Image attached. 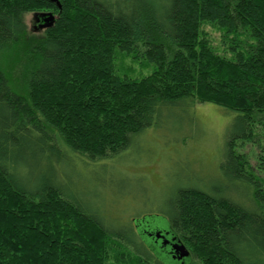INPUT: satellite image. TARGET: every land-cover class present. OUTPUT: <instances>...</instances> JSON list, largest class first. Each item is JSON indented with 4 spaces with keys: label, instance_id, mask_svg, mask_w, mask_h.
Wrapping results in <instances>:
<instances>
[{
    "label": "trees",
    "instance_id": "trees-1",
    "mask_svg": "<svg viewBox=\"0 0 264 264\" xmlns=\"http://www.w3.org/2000/svg\"><path fill=\"white\" fill-rule=\"evenodd\" d=\"M43 12L56 20L28 54L23 96L5 59L27 34L25 15ZM119 56L151 71L122 72ZM198 102L234 113L241 143L264 126V0H0V264H159L134 218L107 216L110 185L93 194L61 163L113 162L175 110L196 124ZM236 146L221 165L229 188L189 173L196 183L155 211L201 264H264V188Z\"/></svg>",
    "mask_w": 264,
    "mask_h": 264
},
{
    "label": "rangeland",
    "instance_id": "rangeland-1",
    "mask_svg": "<svg viewBox=\"0 0 264 264\" xmlns=\"http://www.w3.org/2000/svg\"><path fill=\"white\" fill-rule=\"evenodd\" d=\"M25 22L28 26L26 36L5 59V70L7 69L10 84L17 93L23 96H27L29 92L26 63L30 58L28 54L32 51L36 38L44 32L34 28L37 23L33 13L25 15ZM209 29L212 32L213 41L220 46L221 32L210 27ZM117 63L122 72L136 76L146 75L152 68L127 56H119ZM174 112L175 115L165 120L169 121L166 122L168 126L158 129L152 126L150 133H145V138H135L126 153L114 159L113 162H107L104 166L96 165L87 161L86 155L76 152L77 155L86 159L89 165L76 161L74 154L70 156L71 161L61 163L65 175H69L73 183L77 181V177H81L83 178L81 181L88 186L96 184L94 191L90 190L93 194H95L98 183L110 185L108 194L111 199V209L107 211V216L119 218L115 225L126 223V219L140 218L141 215L139 216L138 213L145 212L146 215L143 217L146 224L149 223L147 224L149 227L154 230L169 228L171 226L169 218L155 211L159 208H167L168 202L166 201L174 197L177 189L196 183L195 181L188 183L186 176L189 173L193 175V178L197 177L198 181L203 182L206 188L211 189L218 185L222 190L224 187L229 188L225 186L229 183L221 177L223 174L221 165L228 152L227 143L233 139L236 141V148L246 154L253 170L259 174L264 188V168H260L264 166L261 159L264 155V126L254 129L253 140L241 143L243 138L240 135L238 137L240 129L235 126V114L228 113L229 111L218 104L196 103L194 107L196 124L193 126L190 125L189 116L185 114L181 116L180 110ZM170 126L183 130L174 132ZM186 133L193 138L182 140L183 134ZM99 160L105 161L104 159ZM127 170H132L131 173L134 175L132 178L125 173ZM193 172L196 173L193 174ZM238 185L237 183V189ZM117 194H120V197L115 200ZM136 232L141 234L138 240L143 242L153 262L182 264L172 258L167 252L169 249L167 251L162 249L159 244L153 242L151 237L142 235L141 228ZM186 264L201 263L197 258L190 256L186 259Z\"/></svg>",
    "mask_w": 264,
    "mask_h": 264
},
{
    "label": "water",
    "instance_id": "water-1",
    "mask_svg": "<svg viewBox=\"0 0 264 264\" xmlns=\"http://www.w3.org/2000/svg\"><path fill=\"white\" fill-rule=\"evenodd\" d=\"M35 16L38 17V20L41 18L43 19V23L39 26L40 29L52 27L56 20V15L52 12L37 13ZM166 235H168V233L162 231L149 232L148 234L149 237L154 236L157 240L162 239V246L169 243V250L172 258L178 260L182 264H186V259L191 256L190 250L177 238V236L166 239Z\"/></svg>",
    "mask_w": 264,
    "mask_h": 264
},
{
    "label": "flooded vegetation",
    "instance_id": "flooded-vegetation-1",
    "mask_svg": "<svg viewBox=\"0 0 264 264\" xmlns=\"http://www.w3.org/2000/svg\"><path fill=\"white\" fill-rule=\"evenodd\" d=\"M35 20H36L37 24L34 25V28L39 29V26H40V24L43 23V20L42 19L38 20V17H36ZM147 224H149V223L147 222ZM147 224H146V220L144 219L143 216L141 218H134V220H133V227H134L135 231H137L139 228H141V230H143V234H146V235L149 234V232L162 231V232L168 233V235H166V239L167 238L171 239L172 237H176L175 232L171 226L167 229H159V230L155 229L154 230L153 228L149 227ZM151 239L153 240L154 243L159 244L162 249H165L166 251L168 249H170L169 243L167 245H164V246L161 245V243L163 242L162 239L157 240L154 236H152ZM167 252L170 254V250H168Z\"/></svg>",
    "mask_w": 264,
    "mask_h": 264
}]
</instances>
